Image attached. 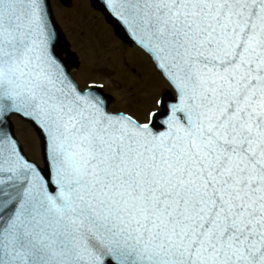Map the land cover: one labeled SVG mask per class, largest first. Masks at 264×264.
<instances>
[{"label":"snow or ice","instance_id":"snow-or-ice-1","mask_svg":"<svg viewBox=\"0 0 264 264\" xmlns=\"http://www.w3.org/2000/svg\"><path fill=\"white\" fill-rule=\"evenodd\" d=\"M91 7L147 91L82 63L53 0H0V264H264V0Z\"/></svg>","mask_w":264,"mask_h":264},{"label":"rangeland","instance_id":"rangeland-1","mask_svg":"<svg viewBox=\"0 0 264 264\" xmlns=\"http://www.w3.org/2000/svg\"><path fill=\"white\" fill-rule=\"evenodd\" d=\"M53 4L57 10L58 17L67 30V33H69V36L71 37L72 35L73 39L74 37L76 38L74 41H79L78 45L75 44V46L81 55L82 52L84 53L87 49H91L97 54L99 63H107L115 66V74L120 77L121 83L129 92L139 95L140 93L147 91L148 86L155 75L153 66L148 61L147 56L129 49V46H126L124 43H119V49H115L113 43L118 42L109 35V28L104 24L102 14L93 10L88 4V0H83V5H81V0H76V9L71 10L63 9L56 0H53ZM75 16H77V18ZM88 22L90 24H88ZM69 25L71 28L73 27L74 32L69 30ZM81 31L83 32L82 34L80 33ZM80 37L83 44L79 40ZM84 57L86 58L85 53L81 56L82 60H84ZM125 60L136 66L140 73L139 76L124 68ZM116 95L117 99H119L120 94L116 93ZM26 127L29 126L18 122V128L21 130L22 140L24 139L23 129ZM31 139L38 150L39 137L35 132L31 133ZM29 154H32L31 150L29 151Z\"/></svg>","mask_w":264,"mask_h":264},{"label":"flooded vegetation","instance_id":"flooded-vegetation-1","mask_svg":"<svg viewBox=\"0 0 264 264\" xmlns=\"http://www.w3.org/2000/svg\"><path fill=\"white\" fill-rule=\"evenodd\" d=\"M75 17H77V16H75ZM84 21V20H83ZM85 22V21H84ZM103 22H104V24H106V22L104 21V19H103ZM86 24V23H85ZM88 24H90L89 22H88ZM63 25V24H62ZM107 25V24H106ZM74 26H76V25H74ZM108 26V25H107ZM64 30H65V33H66V36L68 37V39H69V41H70V43L72 44V46H73V49L74 50H76V51H78V53H79V55H80V58H81V56H83V52H82V55L80 54V52H79V50L77 49V47L75 46V44L76 45H78V43H79V41L78 40H76V41H74V39H76L75 37H74V39H73V37H72V35H71V37L69 36V33H67V30L65 29V27H64ZM69 30L71 31V32H74V30H73V27L71 28L70 27V25H69ZM81 34L83 33L82 31L80 32ZM118 43H121L120 41H117ZM125 44V43H124ZM129 46V45H128ZM129 48H132V50H134V51H136V52H138L139 54H142V55H144L142 52H140L139 50H137V49H135V47L133 48V46L131 45V46H129ZM83 49H84V47H83ZM83 49H82V51H83ZM145 56V55H144ZM147 59H148V61L150 62V60H149V58L147 57ZM81 61H82V63H84V64H86V58L84 57V60H82V58H81Z\"/></svg>","mask_w":264,"mask_h":264},{"label":"bare ground","instance_id":"bare-ground-1","mask_svg":"<svg viewBox=\"0 0 264 264\" xmlns=\"http://www.w3.org/2000/svg\"><path fill=\"white\" fill-rule=\"evenodd\" d=\"M63 15H64V13H63ZM66 16V15H65ZM77 18V17H76ZM82 20V19H81ZM84 22V21H83ZM85 23V22H84ZM80 41H81V43L83 44V42H82V39H81V37H80V39H79ZM103 51V50H102ZM85 56H86V64H87V62L90 60V59H95L96 61H99V59L97 58V54L96 53H94L91 49H87L85 52Z\"/></svg>","mask_w":264,"mask_h":264}]
</instances>
